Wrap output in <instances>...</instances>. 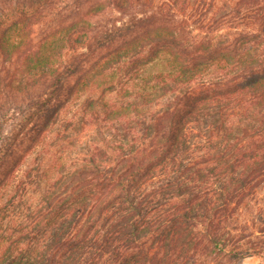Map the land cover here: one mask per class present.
Masks as SVG:
<instances>
[{
    "label": "trees",
    "instance_id": "obj_1",
    "mask_svg": "<svg viewBox=\"0 0 264 264\" xmlns=\"http://www.w3.org/2000/svg\"><path fill=\"white\" fill-rule=\"evenodd\" d=\"M5 1L0 264L264 259V0H157L160 21L108 30L93 22L106 8L153 2ZM214 103L239 116L182 171L186 129ZM160 169L180 174L166 204L143 190ZM33 171L43 193L21 217L15 190Z\"/></svg>",
    "mask_w": 264,
    "mask_h": 264
},
{
    "label": "rangeland",
    "instance_id": "obj_2",
    "mask_svg": "<svg viewBox=\"0 0 264 264\" xmlns=\"http://www.w3.org/2000/svg\"><path fill=\"white\" fill-rule=\"evenodd\" d=\"M148 1L153 3L148 5L147 8L142 9L146 10L147 12L140 11L139 13H135V11H131L123 15L121 13H118L116 10H113V8H110L109 1L107 0V3L105 4L109 8H106L103 15H101L99 18L94 19V26L95 28H100L101 30H108L114 28V26H122V24L126 23L140 25V21H146L147 24H152L156 21H160V16L155 13H149L151 12V6L155 5L157 0ZM3 2L7 1L0 0V7L3 5ZM251 21L252 19L249 18L245 20V23L252 26ZM240 27L241 30L242 28L245 30H249L246 27ZM42 29L43 25L38 27L37 32H41ZM229 32H231L230 34H232L234 30L231 29ZM166 107L167 103L165 101H161V103H159L154 110L162 111L165 110ZM225 115L229 116L230 118L237 119L236 116H239V112L234 109L225 108L222 103L210 104L206 107V110L197 117L196 121L188 125L186 129V142H184L181 148L177 151L176 162L177 165L180 166L182 171L186 168H189L191 163L198 158H203L208 154H213V149H215L213 148V142L217 140V136L219 135L217 126L219 125V122L221 120H228V117ZM245 118L246 117H243L244 120H246ZM63 119L57 122V124L52 129L53 131L59 132L63 129ZM93 130L94 132L99 131L95 129ZM144 132V129L138 131L140 136H144ZM74 134L72 136H76L77 138L78 135L76 133ZM142 143L143 141H139L138 145H142ZM35 159L36 154H31L29 156L28 160L29 162H31V165L36 161ZM28 171H30V169H28ZM179 176L180 174L178 173L167 172L164 171V169H160L155 179L146 184L143 190L145 192H157L156 200L158 201V203L166 204L169 201V197L166 198L165 196L168 195H166L165 192H162L161 190L165 187L178 183ZM24 182L25 184H22L20 188H17L18 190H15V193H18V195L21 197L15 200L14 207L16 210H19L18 214H20L21 217L25 215V213L27 212V208L35 205V203L39 200L40 196L43 193V186L39 183L38 175L35 171H33L32 176ZM238 264H264V259L253 256L240 261Z\"/></svg>",
    "mask_w": 264,
    "mask_h": 264
}]
</instances>
